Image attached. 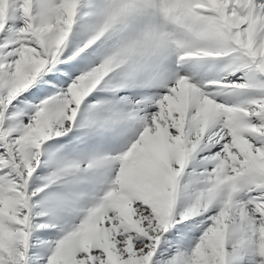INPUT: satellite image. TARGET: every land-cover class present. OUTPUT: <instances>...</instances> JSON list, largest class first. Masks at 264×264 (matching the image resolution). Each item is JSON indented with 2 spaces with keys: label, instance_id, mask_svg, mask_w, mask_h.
<instances>
[{
  "label": "snow or ice",
  "instance_id": "snow-or-ice-1",
  "mask_svg": "<svg viewBox=\"0 0 264 264\" xmlns=\"http://www.w3.org/2000/svg\"><path fill=\"white\" fill-rule=\"evenodd\" d=\"M0 264H264V0H0Z\"/></svg>",
  "mask_w": 264,
  "mask_h": 264
}]
</instances>
